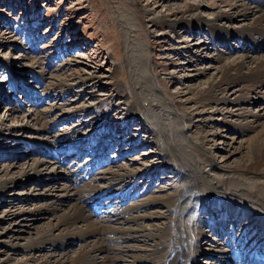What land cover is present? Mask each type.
<instances>
[{
  "label": "rangeland",
  "instance_id": "1",
  "mask_svg": "<svg viewBox=\"0 0 264 264\" xmlns=\"http://www.w3.org/2000/svg\"><path fill=\"white\" fill-rule=\"evenodd\" d=\"M240 3L254 6L250 0H0V183L13 181L7 189L0 184V264L38 262L51 254L71 264L83 249L79 240L54 241L39 251L27 247L77 203L65 191L82 186L83 207L99 221L112 207L167 200L183 191L186 208L173 216L176 236L208 221L200 215L205 209L200 202L203 192L212 195L216 182L218 194L238 184L258 193L264 172L239 171L264 150V85L247 103L233 102L249 83L229 82L203 93L212 81L220 82L225 64L248 52L264 58V44L251 46L242 38L256 12ZM219 13L232 15L217 22L232 32L220 42L206 27L176 22L183 17L211 24ZM209 164L213 175L206 173ZM131 171L138 173L130 176ZM244 194L238 191L232 200L243 202ZM146 210L154 221L169 215L159 203ZM204 212L218 217L223 233L212 242L202 228L206 237L197 240L198 262L221 264L218 249L228 241L229 216H216V207ZM232 218L235 238H259L264 247L251 218ZM112 222L126 227L122 220ZM157 226L161 222L150 224L149 231ZM128 247L118 264L152 248L141 238Z\"/></svg>",
  "mask_w": 264,
  "mask_h": 264
},
{
  "label": "bare ground",
  "instance_id": "2",
  "mask_svg": "<svg viewBox=\"0 0 264 264\" xmlns=\"http://www.w3.org/2000/svg\"><path fill=\"white\" fill-rule=\"evenodd\" d=\"M250 1L254 3V6H246L245 4L240 3V7H242V9H244L243 7L245 6V8H253L256 12L253 25L245 30L242 38L245 42H248L249 45L253 46V44H257L259 47V45L261 46L264 44V41H258L261 37L264 38V0H257V2L253 0ZM226 4L227 2H223V5ZM211 7L215 9L218 8L214 2L211 3ZM190 8L189 9L192 11L196 9L195 7ZM175 16H178L177 12L175 13ZM243 16L245 17L244 13L239 15V17ZM231 17V14L219 13V15L214 18V21L211 22V24L206 21V23H203V21L199 18L186 20L183 17L178 21L176 20V22L178 23L180 21H184L187 24H190L192 27H206L205 30H208V32L211 30L210 33L215 41L220 42L225 36H230L232 32H227L226 30L222 29L217 22L221 21L222 19H231ZM254 34L260 35V38L254 36ZM248 53L239 56L235 61L225 64L219 70L220 82L212 81L209 83L207 90H205L203 93L210 95L214 90H221V86L227 85L226 83L229 82H241L245 86L247 83H249V85H247L249 88L248 91L241 93L234 99V102L227 101L228 99L223 100L224 102L238 103L239 101H245L247 103L249 100V95L264 85V58H259L258 56L251 57ZM261 99L264 100V96H261ZM216 101L220 102V99ZM213 104L216 103L214 102ZM255 141L259 142V140ZM261 145L264 147V142H262ZM253 159V162L248 165L247 168H245L246 170L239 171V173L251 172V174L256 173L257 175L260 174V176H262V173L264 172V150L257 152V155H254ZM167 163L169 164L171 162L167 161ZM155 167L160 168L159 165H156ZM214 169L215 168L209 164V167L207 168L209 172L206 173L213 175L215 172ZM30 171L34 175L39 174L37 168H31ZM50 171H54L53 167L50 169ZM136 173L138 172L131 171L130 176H134ZM243 176L249 178V176ZM12 182L13 181L9 180L0 184L4 185V188L7 189L12 186ZM261 184L264 186V182ZM74 185L75 184L73 183L71 184L72 187H74ZM262 185L256 186L258 193L249 192L244 189L242 190L239 188L240 186L238 184V186L236 185L235 187H226V194H218L219 191H217V187L220 185L218 182H216L214 192L211 193L212 195L204 194L203 192L204 200L200 202V208L204 206V210H207L210 207H216L217 210H220L216 216L221 215L223 218L229 216V219L225 221L224 225L225 228H228V241L227 243L225 242L224 245L222 244L218 249L220 254L224 257V259L220 258L218 260L221 264H227L229 262H235V264H264V247L259 244V238H256L255 240H250L247 236L235 238L233 235L235 227L229 221L233 219L232 217L236 218V216L238 217L239 215H242V217L245 216L246 220L249 217L253 221L252 227H256V230L260 232V236L264 238V196H262L264 195V191L258 188ZM191 187H196V183L194 186L191 184ZM82 188L83 186L79 187L78 191L76 190L77 193L72 190H68V192L65 191L63 195L68 199H71V196H74V200L77 203H71L73 205L67 206L66 210H64L63 214L60 216H56L54 214V218L56 216L55 224L50 225V228H48L47 231L40 233L38 238L29 244L27 247L28 249L39 251L42 249V245L48 243L54 244V241H60V243H64V241L69 238L73 242L79 240L84 245H81L83 249H80V254L77 256V258L73 261H70L71 264H118L119 262H124V259L128 256V252L130 253L131 251V248L128 247V243L132 240H135L136 238H141L144 240H149L151 242L152 248L150 252H145L143 257L133 258L129 264H200L198 261L200 259L199 256L201 253L198 251L200 245L197 243V240L204 239L206 237L202 236L204 227L208 233L212 234V242L214 241L213 239L215 237H219L223 233L222 224L218 225L216 222L219 221L215 220V218L218 217H214L213 214H210L209 216L204 212V210H202L200 212L201 217L207 216L206 218L208 221L198 222V224L200 223V227L197 231H190L188 232L189 234L183 231V234L180 233L183 235V237L182 235L176 236L173 228L174 224L178 226V219L173 216L175 211L180 210V208H186L184 206L186 203L182 201L183 191H180L176 197L169 198L167 200L155 199L153 202L136 201L127 207H116L115 209H113L114 207L110 209V207V210L107 211L110 213V215L108 214V217H105V219L99 221L96 220L90 212L85 211L82 202L83 199L80 200L79 197V192ZM238 191H245V194L243 195L245 197L243 202H234L232 200L231 196H236ZM227 192L230 194L228 195ZM88 196L86 197L85 195V198L87 199ZM123 196L125 197L122 200ZM123 196H121V204H124L125 201H127V195L125 194ZM78 200H80L81 203H79ZM229 201L233 204L229 203ZM61 203L63 202L61 201ZM155 203L163 205L169 215L158 216L156 217L158 221H154V218L148 215L146 207L149 205H155ZM99 204H101V201ZM112 204L114 203H111L110 206H113ZM200 208L196 209V212H199ZM139 209L142 210L140 211ZM51 212L54 213V210L52 209ZM198 219H201L200 216ZM113 220H116V222L122 220V222L126 224V227L124 228L122 223H113ZM157 222H161L162 226L154 227V231H149L150 224ZM219 227H222V230L219 229ZM57 230H66L67 233L64 235L60 234L58 237H56L54 232ZM180 238L183 240V244L178 243ZM188 240L191 244L188 242ZM245 241H248L247 243H249L247 246ZM52 256V254L49 255L50 258ZM50 258L38 262L33 261L32 263L23 264H64V261L62 260L58 261L52 260Z\"/></svg>",
  "mask_w": 264,
  "mask_h": 264
}]
</instances>
